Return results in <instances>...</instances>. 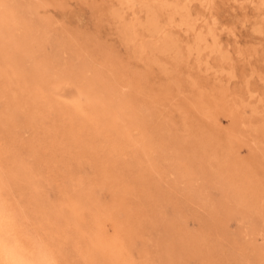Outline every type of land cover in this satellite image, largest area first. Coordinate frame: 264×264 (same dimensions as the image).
Returning a JSON list of instances; mask_svg holds the SVG:
<instances>
[{"label": "rangeland", "instance_id": "obj_1", "mask_svg": "<svg viewBox=\"0 0 264 264\" xmlns=\"http://www.w3.org/2000/svg\"><path fill=\"white\" fill-rule=\"evenodd\" d=\"M0 7L1 160L67 264H264V0Z\"/></svg>", "mask_w": 264, "mask_h": 264}, {"label": "bare ground", "instance_id": "obj_2", "mask_svg": "<svg viewBox=\"0 0 264 264\" xmlns=\"http://www.w3.org/2000/svg\"><path fill=\"white\" fill-rule=\"evenodd\" d=\"M148 24L152 30H159L155 20ZM22 181H28V174L11 176L0 151V264H67L63 240L70 239L71 246L79 251L78 238L71 229L55 225L50 218L48 224L42 215L27 208L18 190Z\"/></svg>", "mask_w": 264, "mask_h": 264}]
</instances>
